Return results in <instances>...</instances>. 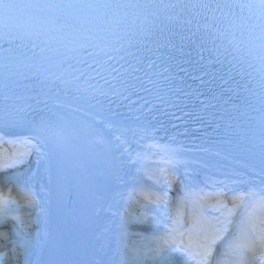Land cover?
<instances>
[{
  "label": "snow or ice",
  "instance_id": "1",
  "mask_svg": "<svg viewBox=\"0 0 264 264\" xmlns=\"http://www.w3.org/2000/svg\"><path fill=\"white\" fill-rule=\"evenodd\" d=\"M99 6L109 7V5ZM175 6L173 5V7ZM253 6L260 9L261 18L264 21V0H258L257 5H248V7ZM17 7L18 5L10 2V0L8 2L6 0H0V22L5 27H11L9 22L13 18V10ZM221 7L220 4H216L213 7L210 3H185L180 5L182 12L188 8H201L206 10V13H214ZM224 7H227V5H224ZM216 22L213 19L212 23L207 24V27L213 28ZM185 23L191 24V21H185ZM156 28L157 30L154 34L157 38L153 39L151 43L157 48H160L164 46L161 45L160 40L164 39L167 45L176 48L171 38L176 36L177 33L169 31L168 35L165 36V30L163 28H159L158 26ZM152 34L151 29L145 33L146 36ZM262 38H264V26H262ZM180 39L183 41L185 38L181 36ZM137 43L139 44L136 48L137 52L147 53L148 56L154 54L152 48L148 47L146 42L138 41ZM182 50V46L177 49V51ZM201 51H203L202 47ZM148 56L141 55L133 57L136 66L130 64L128 69L123 70V74L119 78L113 76L112 80L115 83H109L108 80H104L106 88L89 85L88 87L91 89L92 94L89 95L88 99H94L95 95L105 98L111 95L112 97H116L117 101L127 100L131 104L133 101L130 100V97L136 96L138 101H143V106L150 105L151 101L139 94L144 93L148 97L155 95L160 90V82L152 79L151 77L154 73L147 71L143 67V65H146L147 69L155 67V62L148 59ZM168 58L171 59L172 57L169 56ZM261 62L264 65V54L261 55ZM113 71L116 70L113 69ZM34 75H41V79L33 82V95L28 98L36 105L44 103L45 107H47L49 100L54 105H61L57 93L61 92L62 89L57 85V81L60 85L64 86V89H68L74 81L80 79L79 77H73L71 81L63 79L64 73H61L60 76L49 81L47 76L41 74V70L38 67ZM96 75L99 76V73H96ZM262 79H264V76H262ZM3 87L6 91L2 97L3 104L0 105V129L22 128L26 129L29 135L19 136L9 140L5 139L6 133L0 131V144L9 143L15 146V150L11 154H9L7 149L0 148V173L17 167H23L33 153L51 157L60 143L65 139V129L68 126V122L62 114L51 111L48 115H39L37 120L36 109L33 108L32 104L24 103L23 105H19L15 103L16 100L23 98L15 96L9 88V85L6 84ZM75 90L80 91L78 85ZM157 99H160V97L157 96ZM9 101H12V103H9ZM96 102L100 103L99 100ZM108 102L109 104L113 103L111 99ZM161 102L163 101L161 100ZM66 106L71 107L70 104ZM151 110V107H149V111ZM113 115H116V113H113ZM53 117H55V120H53ZM105 127L112 129L114 125L112 123H106ZM73 132H75V129H73ZM115 139L121 144L126 143L125 140L121 139V136H116ZM262 144H264V140H262ZM261 159L262 163H264V148H262ZM165 163L174 166L181 163V161L169 159ZM161 172L169 176L168 183H176V178L171 176L170 173H167L166 169H161ZM259 175L261 177L260 194L257 193V190L251 189L249 192L234 195L232 197L231 207L228 206L223 193H216L211 196H200L194 201L192 231L187 233L180 231V227L182 226L180 220L169 217L171 227L167 224L164 225L165 231L163 235L155 237L151 246L146 245L144 248L137 249L136 253L143 254L145 251L150 253L151 256L149 258L154 260V264H179L177 259L178 255L185 257L184 264H213L217 247L225 240L226 234L232 231V225L235 217L239 213V209L244 207V202L247 199H252L254 207L253 211L248 215L244 237L242 240L238 239L234 245V247L242 249V254L236 257L230 253H226L224 264H264V168L261 169ZM18 179V177L14 178L11 185L6 188L3 182L0 181V228L11 222V232L17 236L20 244L23 246L22 251H17L16 247L8 249V253H10L8 257L9 264H21V257H23V264H44L39 258H31L35 252L39 251L42 242L35 236H29L27 234L25 229L28 228V225L22 216L10 215L11 206L17 202V197L13 196V191L15 190L18 196L21 191L17 184ZM24 192L25 194L20 196V198L25 200L26 206H33L35 199L31 188H26ZM166 197L167 193H164L163 196L156 195L154 198L152 196H145L144 199L151 203L160 204L165 203ZM205 205L220 215L211 219L205 216ZM176 215L177 217H183L184 212L178 210ZM125 226L126 220L122 218L119 225L121 235H126L124 232ZM185 236H187V241H185ZM0 238L8 240L9 232L0 231ZM0 247H5V245H0ZM5 255V253H0V257H4ZM0 264H3L2 260H0ZM95 264H104V262L97 260ZM121 264H125V262L122 261Z\"/></svg>",
  "mask_w": 264,
  "mask_h": 264
},
{
  "label": "bare ground",
  "instance_id": "2",
  "mask_svg": "<svg viewBox=\"0 0 264 264\" xmlns=\"http://www.w3.org/2000/svg\"><path fill=\"white\" fill-rule=\"evenodd\" d=\"M93 117L101 123L116 146L119 165L115 200L111 206L110 217L97 244L96 261H103L104 264H121L123 261L125 264H130L132 257L128 255V250L133 246L131 240L127 242L126 247L121 246L124 240L130 236L133 237L134 233L127 223L129 211L127 207L133 200H129L128 195L133 184L142 177L146 163L155 158H161L163 161L169 159L181 161L178 165L181 169L186 170L184 173L188 177L189 172H192L203 177V179L221 182L222 184L232 181L249 184L244 179L247 176L261 180L259 173L262 167L257 162L240 160L234 156H222L219 155L218 151L214 155L209 151L210 148L202 142L182 139V137L164 133L157 129L121 125L98 114H93ZM106 123H112L114 127L108 129L105 127ZM116 136H121V139L125 140L126 143L121 144L115 139ZM236 147L239 148L240 146L236 145ZM9 148L11 147H8V151ZM11 150L14 151L15 146ZM261 155V152L253 150L255 158H261ZM13 173L25 185V189L31 188L34 193L35 204L24 207L16 202L11 206L10 215L22 216L28 225V228L25 229L27 234L35 236L42 242L39 251L35 252L34 250L35 254L31 257L32 259H40L48 220L46 211L41 210L43 207L47 208L49 197L51 176L48 157L33 153L28 158V162L23 167H17ZM190 181H192V177L187 182ZM122 218L126 220L124 229L126 235H121V228L119 227ZM16 243L18 244L17 250L22 251L23 246L19 245L18 241ZM139 247L141 248L140 244ZM5 254L0 259L9 260L10 253L5 252ZM145 256L150 257L151 254L147 253ZM151 263L154 264V261ZM21 264H23V257H21Z\"/></svg>",
  "mask_w": 264,
  "mask_h": 264
},
{
  "label": "rangeland",
  "instance_id": "3",
  "mask_svg": "<svg viewBox=\"0 0 264 264\" xmlns=\"http://www.w3.org/2000/svg\"><path fill=\"white\" fill-rule=\"evenodd\" d=\"M26 206V205H24ZM23 211V210H22ZM0 231H8L9 232V239L5 240L3 238H0V245H5V247H0V253H5L8 252L9 248H13L16 247L15 245V240H13L14 237H12V232H11V225H5L4 227L0 228ZM1 258V257H0ZM3 264H9V260H3Z\"/></svg>",
  "mask_w": 264,
  "mask_h": 264
}]
</instances>
